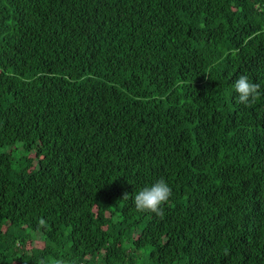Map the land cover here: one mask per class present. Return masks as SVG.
<instances>
[{"label": "trees", "instance_id": "trees-1", "mask_svg": "<svg viewBox=\"0 0 264 264\" xmlns=\"http://www.w3.org/2000/svg\"><path fill=\"white\" fill-rule=\"evenodd\" d=\"M0 264H264V0H0Z\"/></svg>", "mask_w": 264, "mask_h": 264}, {"label": "clouds", "instance_id": "clouds-1", "mask_svg": "<svg viewBox=\"0 0 264 264\" xmlns=\"http://www.w3.org/2000/svg\"><path fill=\"white\" fill-rule=\"evenodd\" d=\"M260 85L253 83L247 75H240L232 83L233 92L239 103L248 104L259 95ZM172 193L170 185L164 179H159L150 185L133 192L132 201L137 210L158 213L161 206L168 201ZM129 195H125L127 198Z\"/></svg>", "mask_w": 264, "mask_h": 264}, {"label": "rangeland", "instance_id": "rangeland-1", "mask_svg": "<svg viewBox=\"0 0 264 264\" xmlns=\"http://www.w3.org/2000/svg\"><path fill=\"white\" fill-rule=\"evenodd\" d=\"M20 145H18V147H19ZM10 149H12V147H7L6 148V150H10ZM13 149L14 150H16L15 149V147H13ZM20 150V149H19ZM18 150V148H17V150L16 151H19ZM19 153L21 154V151H19ZM36 236H35V238H36V240L33 242L34 243V245L35 246H42L43 245V241H42V235H39V234H35Z\"/></svg>", "mask_w": 264, "mask_h": 264}]
</instances>
